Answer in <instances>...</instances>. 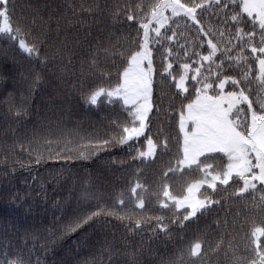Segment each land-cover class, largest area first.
Instances as JSON below:
<instances>
[{
    "label": "snow or ice",
    "instance_id": "obj_1",
    "mask_svg": "<svg viewBox=\"0 0 264 264\" xmlns=\"http://www.w3.org/2000/svg\"><path fill=\"white\" fill-rule=\"evenodd\" d=\"M104 7L115 31L85 40L84 50L61 33V17L36 9L18 16L14 0H0V35L35 65L66 71L79 60L84 101L119 108L89 133L45 117L16 134L4 149L5 175L9 165L14 171L127 152L136 179L85 204L60 235L112 217L126 232L159 238L215 211L214 227L185 231L159 264H264V0H115ZM96 11V0H79L70 16L80 24ZM40 79L31 74L29 95ZM9 112L23 119L27 99L11 100ZM142 168L152 169V182L141 181ZM4 236L0 264H40L34 246Z\"/></svg>",
    "mask_w": 264,
    "mask_h": 264
},
{
    "label": "trees",
    "instance_id": "obj_2",
    "mask_svg": "<svg viewBox=\"0 0 264 264\" xmlns=\"http://www.w3.org/2000/svg\"><path fill=\"white\" fill-rule=\"evenodd\" d=\"M78 2L14 0L18 16L36 9L45 15L61 17V33L79 41L86 50L85 40L115 31L104 7L115 0H96L102 11L89 14L80 24L70 16L71 6ZM55 23L54 19L53 27ZM74 63L77 67L69 65L66 71L35 65L13 41L0 35V241L5 240L7 231L12 239L18 237L21 243L34 246L37 251L33 260L38 259L40 264H125V261L133 260L136 264H159L162 256L167 257L170 251L179 247L185 231L190 235L198 226L203 228L212 224L214 227L217 213L206 214V218L184 231H173L159 238L126 232L121 222L112 217L107 218V222L102 217L100 223L83 231L59 234L85 204H95L99 197L107 199L111 193L126 189L136 179V165L131 163L127 152L112 150L115 158L105 154L99 159L92 157L67 163L45 161L39 167L17 164L14 171L9 165V174L5 175L4 149L16 134L30 131L45 117H59L68 128L77 127L83 134L107 124L119 111L118 106L112 104L90 105L84 101L78 88L79 60ZM33 72L39 73L41 79L29 95ZM22 96L27 99L28 114L18 120L14 112H9V104L13 99L18 102ZM156 131L157 127L153 126L152 134ZM166 131L173 137L176 135L172 129ZM171 145L174 152V139ZM163 159L166 161L168 156ZM50 164H55V168H50ZM142 171L141 181L152 182V169L142 168ZM256 196L259 197V193ZM224 211L228 209L221 211V216ZM180 227L175 225L176 229ZM50 232L56 233L55 238L49 235Z\"/></svg>",
    "mask_w": 264,
    "mask_h": 264
}]
</instances>
